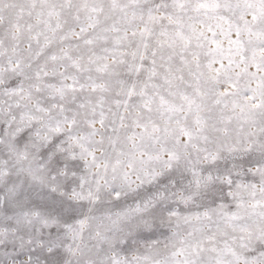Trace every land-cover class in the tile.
Segmentation results:
<instances>
[{
    "label": "snow or ice",
    "instance_id": "snow-or-ice-1",
    "mask_svg": "<svg viewBox=\"0 0 264 264\" xmlns=\"http://www.w3.org/2000/svg\"><path fill=\"white\" fill-rule=\"evenodd\" d=\"M0 264H264V0H0Z\"/></svg>",
    "mask_w": 264,
    "mask_h": 264
}]
</instances>
